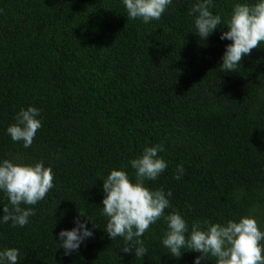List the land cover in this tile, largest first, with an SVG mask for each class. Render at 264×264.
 <instances>
[{
	"label": "trees",
	"instance_id": "16d2710c",
	"mask_svg": "<svg viewBox=\"0 0 264 264\" xmlns=\"http://www.w3.org/2000/svg\"><path fill=\"white\" fill-rule=\"evenodd\" d=\"M257 2L213 0L222 23L202 40L189 14L197 0H172L148 23L128 19L123 0H0V162L43 161L54 172L46 197L21 205L35 212L23 227L3 222L11 205L0 190V251L17 248L18 264H195L199 252L176 258L164 247L163 217L141 237L144 257L104 230L103 179L126 166L134 182L129 162L155 144L168 167L145 183L171 191L165 215L179 211L190 231L255 209L264 231V42L236 71L220 68L233 6ZM30 106L42 127L24 148L7 128ZM79 212L93 236L65 255L59 233L85 222Z\"/></svg>",
	"mask_w": 264,
	"mask_h": 264
},
{
	"label": "clouds",
	"instance_id": "9594fccd",
	"mask_svg": "<svg viewBox=\"0 0 264 264\" xmlns=\"http://www.w3.org/2000/svg\"><path fill=\"white\" fill-rule=\"evenodd\" d=\"M172 0H123L128 19L140 18L148 23L159 20ZM213 0H197L189 14L194 16L196 33L202 40L206 39L218 25L221 15L213 14ZM228 31L222 32L221 40H230L226 45L220 65L222 71H236L245 55L260 47L264 42V0L255 4L236 3L230 19L226 22ZM39 109L35 107L21 108L14 117L15 123L7 128L13 141L23 142L29 148L37 131L42 127ZM165 149L162 144L146 147L142 155L129 163L135 170V181L130 179L124 170H111L104 178L102 200L103 215L108 219L104 230L115 240L122 237L125 241L122 251L130 253L135 250L136 257H144L147 248L141 239L149 227L162 217L167 223V231L162 240L164 247L169 249L171 256L180 258L184 249L199 252L195 264H201L209 256L215 258V264H264V231L259 227L258 218L252 209L248 215L241 216L239 221L228 220L222 224L211 221H194L189 225L179 211L173 210L165 215L170 208L171 191L163 188L150 189L146 181H155L167 169V161L159 155ZM19 159V157H17ZM183 165H177L175 179L182 178ZM54 187V172L51 166L46 167L43 161L34 165L14 163L11 159L0 162V190L8 197L11 209L3 207L2 220L12 221V226L23 227L29 223V217L35 214L32 207L43 200ZM85 222L77 218L71 230H61L59 248L69 255L79 249L85 239L93 236V231ZM97 225L94 223L93 228ZM19 250L7 248L0 251V264H18Z\"/></svg>",
	"mask_w": 264,
	"mask_h": 264
}]
</instances>
